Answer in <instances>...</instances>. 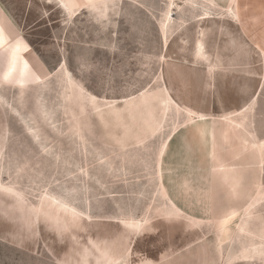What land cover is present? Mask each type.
<instances>
[{"label": "rangeland", "instance_id": "obj_1", "mask_svg": "<svg viewBox=\"0 0 264 264\" xmlns=\"http://www.w3.org/2000/svg\"><path fill=\"white\" fill-rule=\"evenodd\" d=\"M0 264H264V0H0Z\"/></svg>", "mask_w": 264, "mask_h": 264}, {"label": "crops", "instance_id": "obj_2", "mask_svg": "<svg viewBox=\"0 0 264 264\" xmlns=\"http://www.w3.org/2000/svg\"><path fill=\"white\" fill-rule=\"evenodd\" d=\"M247 32H249V30L246 28ZM250 33V32H249Z\"/></svg>", "mask_w": 264, "mask_h": 264}, {"label": "bare ground", "instance_id": "obj_3", "mask_svg": "<svg viewBox=\"0 0 264 264\" xmlns=\"http://www.w3.org/2000/svg\"><path fill=\"white\" fill-rule=\"evenodd\" d=\"M142 95V94H141ZM138 98V97H137ZM140 98V97H139ZM120 103V102H119ZM122 103V102H121ZM180 108V107H179Z\"/></svg>", "mask_w": 264, "mask_h": 264}]
</instances>
